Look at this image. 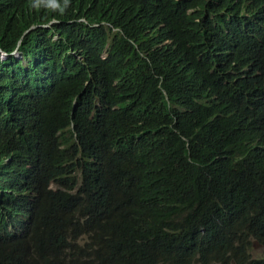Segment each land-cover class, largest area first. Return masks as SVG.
Wrapping results in <instances>:
<instances>
[{"label": "trees", "instance_id": "obj_1", "mask_svg": "<svg viewBox=\"0 0 264 264\" xmlns=\"http://www.w3.org/2000/svg\"><path fill=\"white\" fill-rule=\"evenodd\" d=\"M45 1L0 0L4 51L38 25L32 64L0 60V264H264V0L145 26Z\"/></svg>", "mask_w": 264, "mask_h": 264}, {"label": "clouds", "instance_id": "obj_2", "mask_svg": "<svg viewBox=\"0 0 264 264\" xmlns=\"http://www.w3.org/2000/svg\"><path fill=\"white\" fill-rule=\"evenodd\" d=\"M125 0H111L110 6L112 8H118L123 5ZM134 3V7L132 11H127L134 19L142 22L145 26L146 21L151 20L153 22L160 21V18L163 14L168 13L171 11L180 0H131ZM30 4L34 8H38L41 10L46 11H57V7L45 0H30ZM238 15L240 13L236 12ZM241 18H243L240 15ZM82 20V19H81ZM56 19H53L51 22L43 23L42 26L50 27ZM103 24H106L108 27L111 28L112 32H119L123 34L122 30L118 27H114L111 23L104 21ZM98 25V24H96ZM38 25H32L30 29L25 31L22 37L17 41L15 47L12 49L11 52L4 51L0 48V60L6 61L10 57H16L18 59V67L23 68L30 64H32L33 60V48H32V38L25 37L27 36L31 29H34ZM231 36V30L228 29L227 31V38L221 42V49L224 48L226 42L228 41L229 37ZM25 38V39H24ZM108 47V45L106 46ZM254 46L247 47V51L253 49ZM106 51V49H105ZM36 87L32 81L29 82V88L27 90L28 96H33L36 93ZM3 215L2 217L4 220L0 223V232L5 235L12 231V224L10 218L7 216V212L5 208L2 207ZM264 229V227H263ZM260 248V252L257 253L256 249ZM251 255L253 257H262L264 258V245H255L254 248L251 250Z\"/></svg>", "mask_w": 264, "mask_h": 264}, {"label": "bare ground", "instance_id": "obj_3", "mask_svg": "<svg viewBox=\"0 0 264 264\" xmlns=\"http://www.w3.org/2000/svg\"><path fill=\"white\" fill-rule=\"evenodd\" d=\"M8 13V12H7ZM10 15V14H9ZM6 22V21H5ZM77 22V21H75ZM4 23V22H3ZM46 29V28H45ZM57 35V34H56ZM49 37V36H48ZM67 58V57H66ZM67 63V62H66ZM7 79V78H6ZM5 80V79H4ZM256 83V82H255ZM6 84V83H5ZM9 104V103H8ZM1 156V155H0ZM1 161V160H0ZM3 163V162H2ZM68 164V163H67ZM81 170V169H80ZM70 174V173H69ZM51 175V174H50ZM56 185V184H55ZM59 185V184H58ZM36 192V191H35ZM90 192V191H89ZM87 196V195H86ZM99 196V195H98ZM101 199V198H100ZM97 203V202H96ZM98 209V208H97Z\"/></svg>", "mask_w": 264, "mask_h": 264}, {"label": "rangeland", "instance_id": "obj_4", "mask_svg": "<svg viewBox=\"0 0 264 264\" xmlns=\"http://www.w3.org/2000/svg\"><path fill=\"white\" fill-rule=\"evenodd\" d=\"M256 251H257V253L260 252V248H257Z\"/></svg>", "mask_w": 264, "mask_h": 264}]
</instances>
